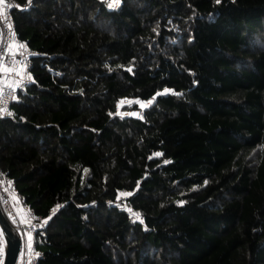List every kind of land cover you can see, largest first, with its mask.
I'll return each mask as SVG.
<instances>
[{
	"label": "trees",
	"instance_id": "trees-1",
	"mask_svg": "<svg viewBox=\"0 0 264 264\" xmlns=\"http://www.w3.org/2000/svg\"><path fill=\"white\" fill-rule=\"evenodd\" d=\"M16 1L0 169L38 264H264V0Z\"/></svg>",
	"mask_w": 264,
	"mask_h": 264
},
{
	"label": "built area",
	"instance_id": "built-area-1",
	"mask_svg": "<svg viewBox=\"0 0 264 264\" xmlns=\"http://www.w3.org/2000/svg\"><path fill=\"white\" fill-rule=\"evenodd\" d=\"M11 5V7L9 6ZM20 3L16 0H4L0 5L2 14H0V65L5 67H12L15 70L10 72L0 71V89H3V101H6L7 111L13 115V104L18 99L20 89L26 87L33 81L32 68L34 66V57L38 55V51L32 48L28 42L21 38L17 33L16 21L14 17V8H19ZM11 25V27H9ZM14 33V35H13ZM26 45L25 48H20L19 45ZM13 61H25L24 65L19 63L13 64ZM28 75L31 80H28ZM19 82V86H17ZM11 85V87H8ZM16 99H12V96ZM5 107L3 102H0V108ZM143 110H140L139 115H143ZM11 116L4 113L0 117ZM9 182H11L9 184ZM14 184L10 177L6 176L0 169V209L3 215L8 220L13 232L20 238V252L16 264H38L40 258L43 256V251L38 247V234L45 233V218L35 212L24 203L23 196L18 192L19 201L26 207L28 220H23L16 212L13 205L12 190ZM7 189V190H6ZM13 217L16 222H13ZM24 222L21 223L20 221ZM43 225V226H41ZM0 230H2L0 226ZM31 233L32 245L29 249L28 236ZM7 243L5 237L0 236V264H4L6 257ZM36 253L40 255L37 256Z\"/></svg>",
	"mask_w": 264,
	"mask_h": 264
},
{
	"label": "snow or ice",
	"instance_id": "snow-or-ice-1",
	"mask_svg": "<svg viewBox=\"0 0 264 264\" xmlns=\"http://www.w3.org/2000/svg\"><path fill=\"white\" fill-rule=\"evenodd\" d=\"M3 2H4V0H0V5H2ZM28 2H29V5H30L31 4V0H28ZM217 2H219V0H217ZM118 4H119V0H112V2L109 3L108 6L110 8H112V7L118 6ZM9 6L11 7V5H9ZM0 14H2V9H0ZM9 27H11V25H9ZM13 35H14V33H13ZM19 47L26 49V45H24V44L19 45ZM15 63H19L21 65H24L25 64V61H19V62L13 61V64H15ZM13 70H15V69L12 68V67H5L3 65H0V71L10 72V71H13ZM129 71H131V69H129ZM27 79L28 80H31L32 78H31L30 75H28ZM17 86H19V82H17ZM8 87H11V85H8ZM167 91H169V90L165 89V92H167ZM157 95H160V93H158ZM2 96H3V89H0V102H3L5 104V107L0 108V115H3L4 113H7V115H12L11 112H8L7 111L6 101H3ZM12 99H16V97L13 95L12 96ZM153 99H155V97H153ZM121 103H123V101ZM137 103H139V101H137ZM148 103L151 104L152 101H149ZM141 106L144 107L145 105L141 104ZM132 115H137V114L136 113H132ZM156 155H160V154L157 153ZM10 183L11 182H9V184ZM123 195H130V193H125ZM13 199L14 200L16 199L15 196H13ZM133 215L136 217L137 220H140V214L139 213H133ZM13 222L14 223L16 222V220H15L14 217H13ZM20 222L23 223L24 221L21 220ZM46 222L47 221H45L44 223H46ZM41 226H43V225H41ZM0 236L6 237L7 236V231L6 230H0ZM27 236H28V241H29L28 247H29V249H31V243H30V241L32 239L31 233H28ZM36 255L39 256L40 254L39 253H36Z\"/></svg>",
	"mask_w": 264,
	"mask_h": 264
},
{
	"label": "water",
	"instance_id": "water-1",
	"mask_svg": "<svg viewBox=\"0 0 264 264\" xmlns=\"http://www.w3.org/2000/svg\"><path fill=\"white\" fill-rule=\"evenodd\" d=\"M0 226L2 230L7 231V236L5 237L7 243L6 257L4 264H16L20 252L21 240L20 238L13 232L11 226L3 215L0 209Z\"/></svg>",
	"mask_w": 264,
	"mask_h": 264
},
{
	"label": "rangeland",
	"instance_id": "rangeland-1",
	"mask_svg": "<svg viewBox=\"0 0 264 264\" xmlns=\"http://www.w3.org/2000/svg\"><path fill=\"white\" fill-rule=\"evenodd\" d=\"M17 189L15 188V186L13 187V190H12V198L13 196H15V200H13V205H14V208L16 210V212L18 213V215L25 221H27L28 219L27 218H24L23 217V214L25 213L26 214V207L21 203L19 202V199H18V196H17ZM31 245H32V241H30ZM39 247V246H38Z\"/></svg>",
	"mask_w": 264,
	"mask_h": 264
},
{
	"label": "crops",
	"instance_id": "crops-1",
	"mask_svg": "<svg viewBox=\"0 0 264 264\" xmlns=\"http://www.w3.org/2000/svg\"><path fill=\"white\" fill-rule=\"evenodd\" d=\"M19 202H20V201H19ZM23 217L28 219V215H27V213H26V214L24 213V214H23Z\"/></svg>",
	"mask_w": 264,
	"mask_h": 264
}]
</instances>
